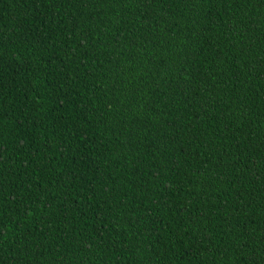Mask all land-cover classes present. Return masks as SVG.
Segmentation results:
<instances>
[{"label":"trees","instance_id":"1","mask_svg":"<svg viewBox=\"0 0 264 264\" xmlns=\"http://www.w3.org/2000/svg\"><path fill=\"white\" fill-rule=\"evenodd\" d=\"M0 264H264V0H0Z\"/></svg>","mask_w":264,"mask_h":264}]
</instances>
